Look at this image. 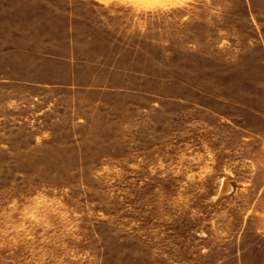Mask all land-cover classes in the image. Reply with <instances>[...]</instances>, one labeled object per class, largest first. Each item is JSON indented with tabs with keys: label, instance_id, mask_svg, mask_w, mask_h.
<instances>
[{
	"label": "rangeland",
	"instance_id": "1",
	"mask_svg": "<svg viewBox=\"0 0 264 264\" xmlns=\"http://www.w3.org/2000/svg\"><path fill=\"white\" fill-rule=\"evenodd\" d=\"M0 264H264V0H0Z\"/></svg>",
	"mask_w": 264,
	"mask_h": 264
},
{
	"label": "snow or ice",
	"instance_id": "2",
	"mask_svg": "<svg viewBox=\"0 0 264 264\" xmlns=\"http://www.w3.org/2000/svg\"><path fill=\"white\" fill-rule=\"evenodd\" d=\"M156 2H159V0H156Z\"/></svg>",
	"mask_w": 264,
	"mask_h": 264
}]
</instances>
